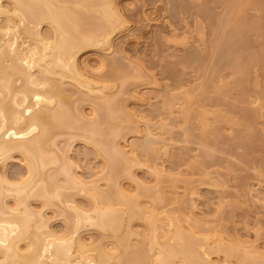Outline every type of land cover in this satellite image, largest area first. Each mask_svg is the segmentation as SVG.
<instances>
[{
	"label": "bare ground",
	"instance_id": "1",
	"mask_svg": "<svg viewBox=\"0 0 264 264\" xmlns=\"http://www.w3.org/2000/svg\"><path fill=\"white\" fill-rule=\"evenodd\" d=\"M249 3L227 0L226 53L237 52L230 39L251 31L242 28ZM133 4L0 0V264H264L257 242L230 237L222 219L200 213L195 182L217 185L214 172L187 176L165 164L179 157L176 128L187 143L195 128L204 137H245L232 124H211L192 100L203 82L164 85L132 57L130 43L145 34L128 18ZM158 21L150 16L145 27ZM197 33L200 46L204 28ZM257 56H238L240 83ZM91 154L86 174L81 161ZM15 162L20 169L10 173Z\"/></svg>",
	"mask_w": 264,
	"mask_h": 264
},
{
	"label": "rangeland",
	"instance_id": "2",
	"mask_svg": "<svg viewBox=\"0 0 264 264\" xmlns=\"http://www.w3.org/2000/svg\"><path fill=\"white\" fill-rule=\"evenodd\" d=\"M133 1V6L127 9L128 18L137 30L144 29L145 34L140 42L130 43L132 57L139 60L148 72H155L164 85H183L192 90L194 84L203 82L204 94L193 92L192 100H201L211 124L219 128L232 124L234 133L245 137L238 141L213 134L204 137L199 128H195V136L187 143L181 130L176 128L174 135L179 139L176 150L179 157L165 164L187 176L204 168L213 171L217 185L201 180L195 182L201 194L197 202L200 213L211 219H222L230 237L250 239L264 249V116L259 109L260 104L264 105V0H250L246 7L247 22L242 28L251 31L245 37L241 34L228 41L227 46L237 51L230 53L225 51L224 40L220 42L222 31L228 32L232 27L228 22L227 0ZM153 15L159 21L145 27L147 18ZM218 19L222 22L216 29ZM199 27L205 30V42L200 46L197 45L200 43ZM238 50H243L242 55L259 54L251 62L248 80L244 84L240 83L242 77L235 66L241 55ZM131 83L135 86L140 82ZM252 99L256 101L251 102ZM217 114L222 115L223 120H217ZM190 126L197 127V122L194 120ZM204 140L207 147L201 146ZM80 149L84 150L82 146ZM206 151L209 154H205ZM196 154L199 156L192 158ZM92 157L91 154L89 159L81 161L86 174L90 173ZM15 163L9 167L10 173L20 169L19 163ZM138 173L146 175L141 169ZM194 177L199 179L198 175ZM173 185L174 182H165L169 195H172ZM176 189L182 194L185 187L177 183ZM223 197L225 204L219 208ZM238 197L240 202L235 200ZM184 198L189 199L188 196ZM187 204L190 205L189 200ZM54 224L63 226L60 221ZM92 233L95 238L100 237L98 232Z\"/></svg>",
	"mask_w": 264,
	"mask_h": 264
}]
</instances>
